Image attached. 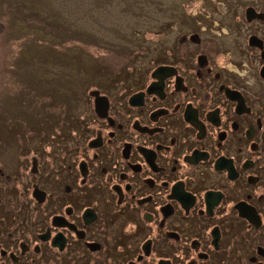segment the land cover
<instances>
[{
	"label": "flooded vegetation",
	"instance_id": "af4514ba",
	"mask_svg": "<svg viewBox=\"0 0 264 264\" xmlns=\"http://www.w3.org/2000/svg\"><path fill=\"white\" fill-rule=\"evenodd\" d=\"M222 1L0 156V264H264V0Z\"/></svg>",
	"mask_w": 264,
	"mask_h": 264
},
{
	"label": "rangeland",
	"instance_id": "374dc122",
	"mask_svg": "<svg viewBox=\"0 0 264 264\" xmlns=\"http://www.w3.org/2000/svg\"><path fill=\"white\" fill-rule=\"evenodd\" d=\"M225 10L222 0H0V156L17 155L18 141L50 135L56 107L82 101L97 77L176 42L191 13L210 41Z\"/></svg>",
	"mask_w": 264,
	"mask_h": 264
},
{
	"label": "trees",
	"instance_id": "16d2710c",
	"mask_svg": "<svg viewBox=\"0 0 264 264\" xmlns=\"http://www.w3.org/2000/svg\"><path fill=\"white\" fill-rule=\"evenodd\" d=\"M193 17V16H192ZM99 65L101 66V68H104V69H108L110 66L106 63H103V62H99ZM104 66H103V65ZM66 103V102H65ZM63 104V103H60L57 107H56V110L59 112L61 111V114H60V117L57 119V125H55V128L53 129L55 131V135H56V139L58 138V136H60V133L62 132V124H66L68 119L70 118V122L72 121V117L69 115V112H67L66 110V107H69L67 104ZM70 116V117H69ZM69 122V123H70ZM69 123H67V126L69 125ZM66 126V127H67ZM50 135L49 134H45L43 136H40V135H35L34 138H41V139H47L49 138Z\"/></svg>",
	"mask_w": 264,
	"mask_h": 264
},
{
	"label": "water",
	"instance_id": "95a60500",
	"mask_svg": "<svg viewBox=\"0 0 264 264\" xmlns=\"http://www.w3.org/2000/svg\"><path fill=\"white\" fill-rule=\"evenodd\" d=\"M97 106H99V100L97 99Z\"/></svg>",
	"mask_w": 264,
	"mask_h": 264
}]
</instances>
